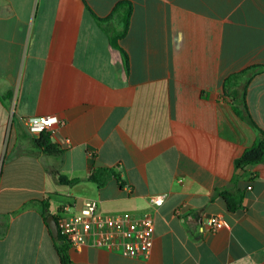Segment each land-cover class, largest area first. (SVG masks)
<instances>
[{
    "label": "crops",
    "instance_id": "crops-1",
    "mask_svg": "<svg viewBox=\"0 0 264 264\" xmlns=\"http://www.w3.org/2000/svg\"><path fill=\"white\" fill-rule=\"evenodd\" d=\"M119 1L0 0V264H61L44 204L77 212L89 198L106 215H151L153 246L70 247L71 264H264V163L237 167L257 135L224 94L228 77L264 65V0H128V72L93 17ZM246 103L264 130V73ZM50 115L52 156L23 123ZM94 167L120 180L58 181ZM223 191L242 192V207L230 212ZM212 217L223 225L202 230Z\"/></svg>",
    "mask_w": 264,
    "mask_h": 264
},
{
    "label": "built area",
    "instance_id": "built-area-1",
    "mask_svg": "<svg viewBox=\"0 0 264 264\" xmlns=\"http://www.w3.org/2000/svg\"><path fill=\"white\" fill-rule=\"evenodd\" d=\"M50 116L27 117L23 123L34 138L39 137L42 133H47L50 136L53 127L61 123L58 120V123L50 126L44 124L43 121ZM33 129H38V131H33ZM165 196L150 197L149 202L160 206L164 202ZM99 204L97 199H86L77 212H72L69 205L63 206L57 214L58 221L56 222L58 230L68 245L78 251L94 248L116 252L124 257H148L154 239L153 217L149 214L106 215L100 212ZM222 225L223 221L212 217L202 230L215 232Z\"/></svg>",
    "mask_w": 264,
    "mask_h": 264
},
{
    "label": "trees",
    "instance_id": "trees-1",
    "mask_svg": "<svg viewBox=\"0 0 264 264\" xmlns=\"http://www.w3.org/2000/svg\"><path fill=\"white\" fill-rule=\"evenodd\" d=\"M133 7L130 1H119L111 14L107 17L100 18L93 14L94 19L98 25L103 29L109 38L111 48L118 50L121 53L122 60L126 71L129 70V60L127 53L121 48L119 42L127 35L130 19L132 16ZM264 73V65H252L243 71L233 74L225 80L224 94L230 97L233 101V111L241 119H243L249 126H251L257 135L256 141L250 148L246 149L243 155L236 161V165L239 168L249 167L264 163V130L256 123L252 118L248 106L246 103V88L251 80L259 74ZM243 79L244 82L238 84L239 79ZM33 144L46 155H57L60 151L58 147L51 142L49 134L42 133L39 137L32 139ZM110 180H120L119 175L113 169L94 167L85 177L67 179L63 176H58V181L65 186H74L80 182L86 181L94 183L99 188L103 187ZM221 195L224 197L227 209L230 212H235L242 207L243 193L240 191L229 192L223 191ZM45 209H48V205L44 204L43 218ZM55 220L58 221L57 215H54ZM50 233V231H49ZM51 235V233H50ZM52 237V236H51ZM53 242L57 253L59 255L61 264H71L69 256L70 246L65 241L61 232L59 236L53 238Z\"/></svg>",
    "mask_w": 264,
    "mask_h": 264
},
{
    "label": "water",
    "instance_id": "water-1",
    "mask_svg": "<svg viewBox=\"0 0 264 264\" xmlns=\"http://www.w3.org/2000/svg\"><path fill=\"white\" fill-rule=\"evenodd\" d=\"M44 216L46 218V224L51 233V236L53 238H57L59 236V230L54 215L50 214L48 209H45Z\"/></svg>",
    "mask_w": 264,
    "mask_h": 264
},
{
    "label": "clouds",
    "instance_id": "clouds-1",
    "mask_svg": "<svg viewBox=\"0 0 264 264\" xmlns=\"http://www.w3.org/2000/svg\"><path fill=\"white\" fill-rule=\"evenodd\" d=\"M32 123H35V121H32ZM43 123L46 125H49V126L52 124H56V123H58V117L50 116V117H48L47 120H44ZM33 131H38V129H33Z\"/></svg>",
    "mask_w": 264,
    "mask_h": 264
},
{
    "label": "rangeland",
    "instance_id": "rangeland-1",
    "mask_svg": "<svg viewBox=\"0 0 264 264\" xmlns=\"http://www.w3.org/2000/svg\"><path fill=\"white\" fill-rule=\"evenodd\" d=\"M241 81H242V79H241ZM55 214H56V212L53 213V215H55ZM56 215H57V214H56Z\"/></svg>",
    "mask_w": 264,
    "mask_h": 264
}]
</instances>
